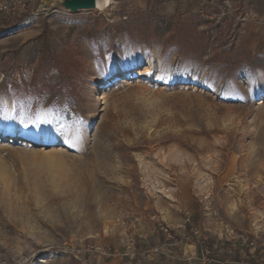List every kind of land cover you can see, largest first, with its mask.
I'll return each instance as SVG.
<instances>
[{
    "label": "rangeland",
    "instance_id": "1",
    "mask_svg": "<svg viewBox=\"0 0 264 264\" xmlns=\"http://www.w3.org/2000/svg\"><path fill=\"white\" fill-rule=\"evenodd\" d=\"M59 1L0 0V264H264V0Z\"/></svg>",
    "mask_w": 264,
    "mask_h": 264
},
{
    "label": "water",
    "instance_id": "2",
    "mask_svg": "<svg viewBox=\"0 0 264 264\" xmlns=\"http://www.w3.org/2000/svg\"><path fill=\"white\" fill-rule=\"evenodd\" d=\"M59 7L66 12H78L96 8V0H60Z\"/></svg>",
    "mask_w": 264,
    "mask_h": 264
},
{
    "label": "bare ground",
    "instance_id": "3",
    "mask_svg": "<svg viewBox=\"0 0 264 264\" xmlns=\"http://www.w3.org/2000/svg\"><path fill=\"white\" fill-rule=\"evenodd\" d=\"M109 1L112 2V0H109ZM142 77L143 76L141 74H139V78H142ZM0 137H2V138L5 137V133L0 131Z\"/></svg>",
    "mask_w": 264,
    "mask_h": 264
},
{
    "label": "snow or ice",
    "instance_id": "4",
    "mask_svg": "<svg viewBox=\"0 0 264 264\" xmlns=\"http://www.w3.org/2000/svg\"><path fill=\"white\" fill-rule=\"evenodd\" d=\"M75 136H76V138H78V137H79V128H77V129H76Z\"/></svg>",
    "mask_w": 264,
    "mask_h": 264
}]
</instances>
